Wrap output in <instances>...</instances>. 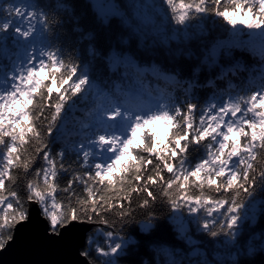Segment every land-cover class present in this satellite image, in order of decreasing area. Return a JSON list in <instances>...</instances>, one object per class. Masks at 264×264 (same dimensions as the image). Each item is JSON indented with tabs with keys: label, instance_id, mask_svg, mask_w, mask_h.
I'll return each mask as SVG.
<instances>
[{
	"label": "snow or ice",
	"instance_id": "obj_1",
	"mask_svg": "<svg viewBox=\"0 0 264 264\" xmlns=\"http://www.w3.org/2000/svg\"><path fill=\"white\" fill-rule=\"evenodd\" d=\"M3 254L264 264V0H0Z\"/></svg>",
	"mask_w": 264,
	"mask_h": 264
},
{
	"label": "water",
	"instance_id": "obj_2",
	"mask_svg": "<svg viewBox=\"0 0 264 264\" xmlns=\"http://www.w3.org/2000/svg\"><path fill=\"white\" fill-rule=\"evenodd\" d=\"M12 259L13 257L8 254L0 255V264H10Z\"/></svg>",
	"mask_w": 264,
	"mask_h": 264
},
{
	"label": "rangeland",
	"instance_id": "obj_3",
	"mask_svg": "<svg viewBox=\"0 0 264 264\" xmlns=\"http://www.w3.org/2000/svg\"><path fill=\"white\" fill-rule=\"evenodd\" d=\"M156 127L158 128V127H159V125H156ZM162 135H163V134H162ZM162 135H161V136H162Z\"/></svg>",
	"mask_w": 264,
	"mask_h": 264
},
{
	"label": "trees",
	"instance_id": "obj_4",
	"mask_svg": "<svg viewBox=\"0 0 264 264\" xmlns=\"http://www.w3.org/2000/svg\"><path fill=\"white\" fill-rule=\"evenodd\" d=\"M161 139H163V135L161 136Z\"/></svg>",
	"mask_w": 264,
	"mask_h": 264
}]
</instances>
